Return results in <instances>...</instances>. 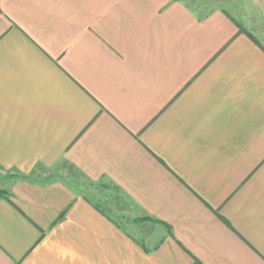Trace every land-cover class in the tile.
Segmentation results:
<instances>
[{
    "label": "crops",
    "instance_id": "obj_1",
    "mask_svg": "<svg viewBox=\"0 0 264 264\" xmlns=\"http://www.w3.org/2000/svg\"><path fill=\"white\" fill-rule=\"evenodd\" d=\"M188 2L0 0V264H264V39Z\"/></svg>",
    "mask_w": 264,
    "mask_h": 264
},
{
    "label": "rangeland",
    "instance_id": "obj_2",
    "mask_svg": "<svg viewBox=\"0 0 264 264\" xmlns=\"http://www.w3.org/2000/svg\"><path fill=\"white\" fill-rule=\"evenodd\" d=\"M188 4H190V7L199 14H206L211 9L216 7L224 8L234 15V17L239 21L241 28L249 30L261 40L264 39V0H189ZM61 168L63 171L68 172V174H72V176L75 177L74 182L80 188L85 189L84 191L92 188L96 189L94 202L104 205L106 209L109 207L105 204H109L110 206L114 203L125 204L123 197L118 195V192L113 188L88 183L83 180L69 165H61ZM50 172L53 173L51 174V178H55L56 175L54 172H56V169H52ZM12 176L13 175L11 174H3L0 171V194L5 192L4 189L6 188L8 182L11 181L9 178ZM42 178L47 179L45 176ZM109 209L112 211H109L108 214L113 216L115 219L119 218V215L117 217V210L112 207ZM120 213H126L128 218L134 214V212H130L127 207H125L123 211H120Z\"/></svg>",
    "mask_w": 264,
    "mask_h": 264
}]
</instances>
